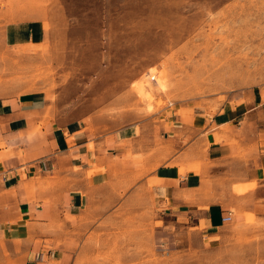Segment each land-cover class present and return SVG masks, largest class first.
<instances>
[{
    "label": "rangeland",
    "instance_id": "obj_1",
    "mask_svg": "<svg viewBox=\"0 0 264 264\" xmlns=\"http://www.w3.org/2000/svg\"><path fill=\"white\" fill-rule=\"evenodd\" d=\"M30 19L50 35L7 47L5 26ZM146 83L150 102L134 89ZM261 87L264 0H0V97L42 92L59 122L113 130L166 110L214 112ZM165 205L141 189L97 205L67 233L65 264H264V215L209 236Z\"/></svg>",
    "mask_w": 264,
    "mask_h": 264
},
{
    "label": "crops",
    "instance_id": "obj_2",
    "mask_svg": "<svg viewBox=\"0 0 264 264\" xmlns=\"http://www.w3.org/2000/svg\"><path fill=\"white\" fill-rule=\"evenodd\" d=\"M49 35L43 19L21 20L3 42ZM168 111L105 130L91 117L59 122L42 92L0 97V264H65L83 215L140 189L209 236L227 215H264V87L214 112Z\"/></svg>",
    "mask_w": 264,
    "mask_h": 264
},
{
    "label": "bare ground",
    "instance_id": "obj_3",
    "mask_svg": "<svg viewBox=\"0 0 264 264\" xmlns=\"http://www.w3.org/2000/svg\"><path fill=\"white\" fill-rule=\"evenodd\" d=\"M149 75H151V73H148ZM137 85V84H136ZM144 86H148V84H140L138 86H136L134 89L137 92L138 96L145 99L146 101L150 102L151 101V95L149 92H146L144 90Z\"/></svg>",
    "mask_w": 264,
    "mask_h": 264
},
{
    "label": "built area",
    "instance_id": "obj_4",
    "mask_svg": "<svg viewBox=\"0 0 264 264\" xmlns=\"http://www.w3.org/2000/svg\"><path fill=\"white\" fill-rule=\"evenodd\" d=\"M232 219H233L232 215H227L226 217L222 218V223H225V224L230 223Z\"/></svg>",
    "mask_w": 264,
    "mask_h": 264
}]
</instances>
